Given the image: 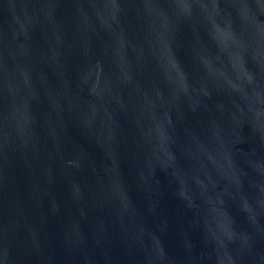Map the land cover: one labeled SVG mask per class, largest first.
Here are the masks:
<instances>
[{
	"label": "water",
	"instance_id": "1",
	"mask_svg": "<svg viewBox=\"0 0 264 264\" xmlns=\"http://www.w3.org/2000/svg\"><path fill=\"white\" fill-rule=\"evenodd\" d=\"M0 264H264V0H0Z\"/></svg>",
	"mask_w": 264,
	"mask_h": 264
}]
</instances>
